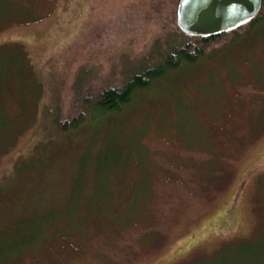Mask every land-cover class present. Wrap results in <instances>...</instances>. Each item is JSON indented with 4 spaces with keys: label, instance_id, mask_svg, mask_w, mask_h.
<instances>
[{
    "label": "rangeland",
    "instance_id": "rangeland-1",
    "mask_svg": "<svg viewBox=\"0 0 264 264\" xmlns=\"http://www.w3.org/2000/svg\"><path fill=\"white\" fill-rule=\"evenodd\" d=\"M177 2L0 0V142L17 130L0 145V238L56 214L15 264H264V23L108 117L40 128L65 78L116 84L152 59Z\"/></svg>",
    "mask_w": 264,
    "mask_h": 264
},
{
    "label": "trees",
    "instance_id": "trees-1",
    "mask_svg": "<svg viewBox=\"0 0 264 264\" xmlns=\"http://www.w3.org/2000/svg\"><path fill=\"white\" fill-rule=\"evenodd\" d=\"M260 23H264V0L250 21L226 32L189 35L176 26L174 31L166 35V38L164 37L160 47L154 46L151 49L152 59H148L146 56L141 61L133 64L127 63L122 67L121 80L116 84L106 83L94 86L91 78L86 79V73H78L73 79L65 78L58 83L57 88L51 89L48 101H43L42 110L46 112L43 113L40 128L42 129L41 125L45 124L46 127V124L50 123L49 126L53 127V131L65 133L70 129L77 128L87 117V111H90L93 116L98 115V120L108 117L110 113L120 111L125 105L130 104L133 95L149 89L156 80L170 70H181L186 65L190 67L192 64L202 61L215 50L227 47L234 40H240V36L247 37L253 31H257ZM9 48L10 53H19L23 56L19 49L12 46ZM212 56L215 55L211 54ZM30 73L32 82L39 91L41 82L35 71L31 70ZM90 75L91 77L99 76V73L93 71ZM37 94L39 95V93ZM22 127L24 126H20L18 129ZM16 133L17 130H14L4 136L14 139ZM5 137L1 139V149L4 148ZM54 214V212H43L38 216L26 218L20 221L18 233L15 231L11 234L8 233L9 231L5 232L0 238V257L1 259L7 258L3 264H15L27 248L25 246H38L40 238L47 232L44 225L56 221V214ZM15 225H18L17 221H15Z\"/></svg>",
    "mask_w": 264,
    "mask_h": 264
},
{
    "label": "water",
    "instance_id": "water-1",
    "mask_svg": "<svg viewBox=\"0 0 264 264\" xmlns=\"http://www.w3.org/2000/svg\"><path fill=\"white\" fill-rule=\"evenodd\" d=\"M262 0H178L176 24L189 35L226 32L250 21Z\"/></svg>",
    "mask_w": 264,
    "mask_h": 264
}]
</instances>
